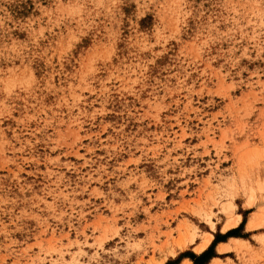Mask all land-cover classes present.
I'll list each match as a JSON object with an SVG mask.
<instances>
[{"label": "rangeland", "instance_id": "374dc122", "mask_svg": "<svg viewBox=\"0 0 264 264\" xmlns=\"http://www.w3.org/2000/svg\"><path fill=\"white\" fill-rule=\"evenodd\" d=\"M237 215L215 264H264V0H0V264H163Z\"/></svg>", "mask_w": 264, "mask_h": 264}, {"label": "trees", "instance_id": "16d2710c", "mask_svg": "<svg viewBox=\"0 0 264 264\" xmlns=\"http://www.w3.org/2000/svg\"><path fill=\"white\" fill-rule=\"evenodd\" d=\"M244 221L245 219L243 218L239 226H237L236 228L227 230L224 234H220L219 232L214 234V238L212 242L210 243V245L200 254H195L193 252H184L181 255L189 257L193 261L194 264H206L212 256L218 255L212 251L214 245L218 241L222 239H226V237H229V236L244 237V235L237 233V229L243 225ZM171 263H172L171 261H167L165 264H171Z\"/></svg>", "mask_w": 264, "mask_h": 264}, {"label": "crops", "instance_id": "0c3cea01", "mask_svg": "<svg viewBox=\"0 0 264 264\" xmlns=\"http://www.w3.org/2000/svg\"><path fill=\"white\" fill-rule=\"evenodd\" d=\"M245 224H246V222H244V226H245ZM238 225V224H237ZM236 226V225H235ZM237 227V226H236ZM236 227H233V228H236ZM233 228H231V229H233ZM247 228H248V226H247ZM249 229V228H248ZM248 229H244V231H248ZM237 231H240V230H237ZM220 233V232H219ZM223 233V232H222ZM221 234V233H220ZM235 237H237L236 239H234V241H233V244H235V243H247L246 241L244 242V241H242V240H237L238 238H243V237H240V236H229V237H226V239H222V240H220V241H218L215 245H214V247H213V249H212V251L214 252V253H216V254H223V253H226V252H228V251H225V252H223V251H221L220 250V248L222 247V246H233V245H230V244H227V243H229V239H231V238H235ZM213 239V238H212ZM244 239V238H243ZM200 245V244H199ZM198 245V246H199ZM221 246V247H220ZM220 247V248H219ZM197 248V247H196ZM195 248V249H196ZM219 248V250L221 251V252H218V249ZM206 249V248H205ZM204 249V250H205ZM204 250H202V251H204ZM181 251H183V252H185L184 251V249L183 250H181ZM190 252H193V253H195L194 251H192V250H189ZM201 253V252H200ZM200 253H195V254H200ZM219 258V256L218 255H215V256H212L209 260H208V262L206 263V264H215V263H217V261H215L216 259H218ZM167 259V258H166ZM166 259L164 260V263H165V261H166ZM168 260L169 261H171L172 263L171 264H194L193 263V261L189 258V257H187V256H184V255H181V256H179L178 258H177V256H170V258H168ZM163 263V264H164Z\"/></svg>", "mask_w": 264, "mask_h": 264}, {"label": "bare ground", "instance_id": "6f19581e", "mask_svg": "<svg viewBox=\"0 0 264 264\" xmlns=\"http://www.w3.org/2000/svg\"><path fill=\"white\" fill-rule=\"evenodd\" d=\"M252 201H253V200H252V197H251L250 200L247 202V206H251V205L253 204ZM241 219H242V216H240V215H237L236 217L230 219V220L225 224V226H224V230H226V229H228V228H230V227H232V226H235V225H236ZM248 226H249V228L254 229V228H257L258 225L255 224V223H253V222H250V223L248 224ZM211 240H212V235H211V234H204L203 239H202L200 245L197 246V248H196L195 250H196L197 252L204 250V249H205V248L211 243ZM178 243H179V246H180L181 248H185V247L187 246V243L184 242V241H179ZM220 247H221V246H220ZM220 247H219V248H220ZM220 250H221V251H226V250H228V246H222V247L220 248Z\"/></svg>", "mask_w": 264, "mask_h": 264}]
</instances>
